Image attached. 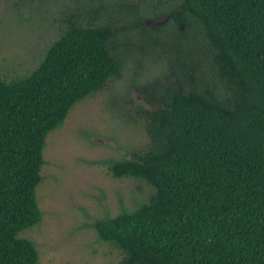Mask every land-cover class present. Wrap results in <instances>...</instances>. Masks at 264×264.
<instances>
[{"label":"trees","instance_id":"16d2710c","mask_svg":"<svg viewBox=\"0 0 264 264\" xmlns=\"http://www.w3.org/2000/svg\"><path fill=\"white\" fill-rule=\"evenodd\" d=\"M166 16L183 32L146 112L149 147L109 165L153 193L93 228L119 264H264V0H69L39 65L0 75V264H40L20 234L43 220L47 138L120 75L135 36L165 43L145 24Z\"/></svg>","mask_w":264,"mask_h":264},{"label":"rangeland","instance_id":"374dc122","mask_svg":"<svg viewBox=\"0 0 264 264\" xmlns=\"http://www.w3.org/2000/svg\"><path fill=\"white\" fill-rule=\"evenodd\" d=\"M69 0L40 3L0 0V75L10 81L34 70L63 29ZM169 16L149 19L165 26L161 44L138 35L125 52L120 75L76 104L47 138L42 183L37 189L43 220L20 234L33 241L40 264H119L123 255L101 241L93 224L134 210L153 190L145 182L116 179L109 165L148 149L146 112L159 108L153 94L175 66L177 34ZM156 31V30H155ZM176 34V36H175Z\"/></svg>","mask_w":264,"mask_h":264}]
</instances>
